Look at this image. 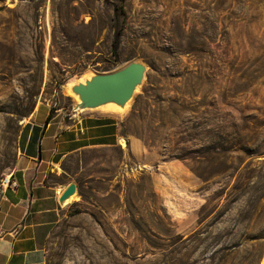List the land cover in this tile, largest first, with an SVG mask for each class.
I'll return each mask as SVG.
<instances>
[{
  "label": "rangeland",
  "instance_id": "374dc122",
  "mask_svg": "<svg viewBox=\"0 0 264 264\" xmlns=\"http://www.w3.org/2000/svg\"><path fill=\"white\" fill-rule=\"evenodd\" d=\"M132 61L124 109L74 117L115 138L62 159L46 264H264V0H0V180L37 107L71 124L68 84Z\"/></svg>",
  "mask_w": 264,
  "mask_h": 264
},
{
  "label": "crops",
  "instance_id": "0c3cea01",
  "mask_svg": "<svg viewBox=\"0 0 264 264\" xmlns=\"http://www.w3.org/2000/svg\"><path fill=\"white\" fill-rule=\"evenodd\" d=\"M79 112L71 109V124L65 123L62 112L46 124L50 109L41 105L27 123L30 128L21 148L22 130L13 170L17 188L7 189L0 197V264H46L49 239L69 207V203H58L70 184L61 180L62 159L82 149L112 145L114 123L96 115H84L75 122ZM33 127L40 131L29 154Z\"/></svg>",
  "mask_w": 264,
  "mask_h": 264
},
{
  "label": "water",
  "instance_id": "95a60500",
  "mask_svg": "<svg viewBox=\"0 0 264 264\" xmlns=\"http://www.w3.org/2000/svg\"><path fill=\"white\" fill-rule=\"evenodd\" d=\"M145 64L132 61L121 69L109 73H94L82 82L74 83L70 91L77 97L74 111L96 110L109 104L124 109L142 86L146 76ZM76 99V98H75ZM78 195L77 185L70 183L59 197L60 206Z\"/></svg>",
  "mask_w": 264,
  "mask_h": 264
},
{
  "label": "trees",
  "instance_id": "16d2710c",
  "mask_svg": "<svg viewBox=\"0 0 264 264\" xmlns=\"http://www.w3.org/2000/svg\"><path fill=\"white\" fill-rule=\"evenodd\" d=\"M51 118H52V110H50V113H49V115L47 116V118H46V124H48L49 123V121L51 120ZM30 128V126L29 125H27L25 128H24V133H23V135H22V137H21V141H20V143H21V148L23 147V143H24V141H25V136H26V131L28 130ZM39 131H40V129L39 128H37V127H33V130H32V133H31V136H30V140H29V143H28V146H29V148H28V153L30 154L31 153V149L34 147V145L36 144V140L38 139V137H39ZM93 144H97V143H93ZM101 144H103V143H101ZM20 145V144H19ZM86 144H84L83 146H85Z\"/></svg>",
  "mask_w": 264,
  "mask_h": 264
},
{
  "label": "built area",
  "instance_id": "2783aa9c",
  "mask_svg": "<svg viewBox=\"0 0 264 264\" xmlns=\"http://www.w3.org/2000/svg\"><path fill=\"white\" fill-rule=\"evenodd\" d=\"M123 146L125 145L121 144V147ZM13 177H14L13 172H11L0 180V192L1 193H4L9 188H12V189L17 188V182L13 179Z\"/></svg>",
  "mask_w": 264,
  "mask_h": 264
},
{
  "label": "bare ground",
  "instance_id": "6f19581e",
  "mask_svg": "<svg viewBox=\"0 0 264 264\" xmlns=\"http://www.w3.org/2000/svg\"><path fill=\"white\" fill-rule=\"evenodd\" d=\"M73 84L72 83H69L68 84V89L70 90V88H71V86H72ZM76 98V100H77V97H75ZM103 109H105V110H108V111H118V110H120V108L119 107H117L116 105H114V104H109V105H106V106H104V107H102ZM114 113V112H113ZM76 199V196H73V197H71L68 201H67V203H70V202H72V201H74Z\"/></svg>",
  "mask_w": 264,
  "mask_h": 264
}]
</instances>
